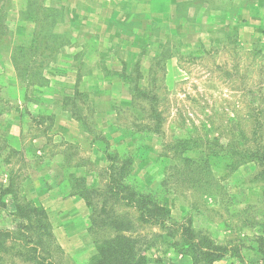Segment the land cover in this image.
<instances>
[{"label": "rangeland", "instance_id": "rangeland-1", "mask_svg": "<svg viewBox=\"0 0 264 264\" xmlns=\"http://www.w3.org/2000/svg\"><path fill=\"white\" fill-rule=\"evenodd\" d=\"M18 21L37 24L17 62L26 77ZM137 86L158 101H135ZM108 149L131 156L135 187L228 249L214 264H264V0H0V230L17 202L41 206L56 261L88 264L108 232L90 233L81 194L102 205ZM138 233L146 264H192L168 233Z\"/></svg>", "mask_w": 264, "mask_h": 264}, {"label": "trees", "instance_id": "trees-1", "mask_svg": "<svg viewBox=\"0 0 264 264\" xmlns=\"http://www.w3.org/2000/svg\"><path fill=\"white\" fill-rule=\"evenodd\" d=\"M30 22L35 31L36 22ZM70 42L71 39H67L58 46H65ZM36 43V39H33L29 47H17L18 54L12 58L17 71L21 76L23 74V77L30 76L26 72H30L31 66H17L18 59L32 49L36 50ZM30 85L39 86L36 82ZM132 92L135 101L145 100L153 103L155 100L158 101L157 93L153 90H142L137 86ZM149 113L150 119L160 115L155 105L150 107ZM75 118L81 122L80 117ZM153 125L144 127L149 132H157L160 129L159 124L156 121L155 126ZM171 150L173 157L177 152L183 151L176 146ZM106 159L109 166L102 205L92 203L81 194L92 211L90 233L95 236L103 231L108 232V235L95 240L96 253L88 264H146L145 255L152 244L144 242L138 233V229L144 227L168 233V237L174 240L172 247L179 253L190 256L192 264H214L229 253L226 247L217 245L191 224L176 221L171 210L161 205L157 192L150 189L141 191L139 187H135L131 178L133 172L131 156H120L109 151L106 152ZM15 206L14 226L5 231L0 230V264H59L54 256L58 246L54 241L52 225L44 208L31 203L23 207L18 202ZM118 206L132 213L120 212Z\"/></svg>", "mask_w": 264, "mask_h": 264}, {"label": "crops", "instance_id": "crops-1", "mask_svg": "<svg viewBox=\"0 0 264 264\" xmlns=\"http://www.w3.org/2000/svg\"><path fill=\"white\" fill-rule=\"evenodd\" d=\"M82 11H83V9H82ZM18 23H19L20 28L26 29V33H28L29 41H26L27 38L18 37V38H15V40L13 41V46L14 47H28L32 44V41H33L34 28L31 27V25H28L26 23H22L20 21H18ZM87 36H88V34L85 37L83 36L84 38H82V39H80L79 37L76 38L75 40L73 39L70 43L67 44V47H72V46H76V45L83 46V45L87 44ZM100 41L101 42L105 41V42L110 43V40H104L103 38H101ZM111 43H113V42H111ZM85 77H86L85 74H82V72H80V70H76L75 71V79L73 80L74 82H73L72 88L74 90L79 91L80 93H83L85 90H83L82 87H80V85H81V83L84 85V83L81 81V79H83ZM49 79H52V78L49 76ZM121 81H123V80L121 79ZM121 83L125 84V82H121ZM129 85H130V83H129ZM72 122L78 124V122L73 120V119H72L71 123Z\"/></svg>", "mask_w": 264, "mask_h": 264}]
</instances>
